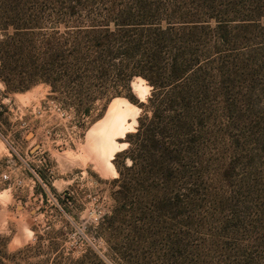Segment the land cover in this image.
<instances>
[{
    "label": "rangeland",
    "instance_id": "1",
    "mask_svg": "<svg viewBox=\"0 0 264 264\" xmlns=\"http://www.w3.org/2000/svg\"><path fill=\"white\" fill-rule=\"evenodd\" d=\"M37 3L77 5L79 21L145 9L169 28L173 47L188 40L195 84L188 116L173 132L165 120L173 138L155 170L134 137L152 115L145 80L142 94L129 82L124 94L133 102L111 97L109 79L88 104V86L78 99L41 83L6 92L0 82V264H241L242 252L264 239V0ZM39 17L40 33L71 29L52 28L61 15ZM114 98L137 115L133 131L116 140L126 143L110 160L116 174H106L85 141Z\"/></svg>",
    "mask_w": 264,
    "mask_h": 264
},
{
    "label": "trees",
    "instance_id": "2",
    "mask_svg": "<svg viewBox=\"0 0 264 264\" xmlns=\"http://www.w3.org/2000/svg\"><path fill=\"white\" fill-rule=\"evenodd\" d=\"M37 1L0 0V82L5 91L23 92L41 83L51 94L79 99L84 95L83 86H88L94 91L84 101L88 104L98 97L99 85L113 79L111 97L132 101L124 94L130 90L129 82L136 77L145 80L151 87L147 106L152 115L148 124L139 123L134 137L140 157L157 170L163 164L159 162L162 156L170 153L165 141L173 138L165 120L173 132L190 110L195 80L185 51L188 40L180 38L182 46L173 47L169 28H161L140 7L108 9L106 14L79 21L74 19L77 5L48 7ZM45 10L65 19L53 22L52 28L62 23L71 29L59 35L57 31L40 33L39 15ZM113 14L118 20L111 23ZM84 102L79 106L83 117L89 112ZM166 112L171 115L165 116ZM230 231L233 238V229ZM240 259L241 264H264V239L248 252L244 250Z\"/></svg>",
    "mask_w": 264,
    "mask_h": 264
},
{
    "label": "bare ground",
    "instance_id": "3",
    "mask_svg": "<svg viewBox=\"0 0 264 264\" xmlns=\"http://www.w3.org/2000/svg\"><path fill=\"white\" fill-rule=\"evenodd\" d=\"M132 86L139 94L146 88L145 82L140 78H135ZM136 111L125 99L114 98L105 115L88 129L85 150L96 170L116 174L110 160L115 152L126 146V143L119 144L116 140L121 139L128 131H133L131 128L136 124Z\"/></svg>",
    "mask_w": 264,
    "mask_h": 264
},
{
    "label": "built area",
    "instance_id": "4",
    "mask_svg": "<svg viewBox=\"0 0 264 264\" xmlns=\"http://www.w3.org/2000/svg\"><path fill=\"white\" fill-rule=\"evenodd\" d=\"M4 178H6V177L4 176Z\"/></svg>",
    "mask_w": 264,
    "mask_h": 264
}]
</instances>
